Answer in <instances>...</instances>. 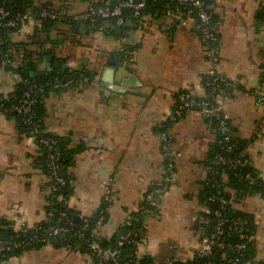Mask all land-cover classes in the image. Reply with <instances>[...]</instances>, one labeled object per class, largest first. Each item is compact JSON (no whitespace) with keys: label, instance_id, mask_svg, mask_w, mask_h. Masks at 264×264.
<instances>
[{"label":"crops","instance_id":"obj_1","mask_svg":"<svg viewBox=\"0 0 264 264\" xmlns=\"http://www.w3.org/2000/svg\"><path fill=\"white\" fill-rule=\"evenodd\" d=\"M40 3L75 13L84 8L86 0H23L18 7ZM215 11L216 67L205 54L203 39L193 30V19L183 25L164 11L147 16L144 26L132 30L124 41L84 28L77 32L66 28L65 35H58L35 21L11 35L12 42L31 51L34 64L26 69L32 78H39L38 74L46 73V64L56 61L60 68L53 67L52 72H61L67 65L69 71L89 73L79 86L58 88L41 100L45 130L62 139L72 152L67 205L74 219L78 216L76 222L87 224L104 208L94 233L109 240L127 218L138 213L151 191L168 176L172 178L155 210L147 214L137 247L139 256H151L156 263L188 257L202 234L206 208L199 195L215 133L198 112L174 122L169 116L181 91L205 95L203 80L212 68L224 83L217 97L219 107L235 136L249 141L250 164L264 176V102H259L260 98L264 101V23L259 20L264 0H221ZM123 45L132 48V61L122 54ZM23 53L22 49L14 52L15 64L23 65ZM112 57L122 58L143 89L119 94L105 87V67L119 62L114 59L116 64L111 65ZM15 83L13 73L0 68V101L12 96ZM164 134L167 142L162 139ZM39 154L38 143L0 105V221L7 220L14 230L36 226L46 217L49 176ZM235 206L254 216L258 256L264 257V200L251 195ZM0 264L94 261L86 253L46 244Z\"/></svg>","mask_w":264,"mask_h":264},{"label":"trees","instance_id":"obj_2","mask_svg":"<svg viewBox=\"0 0 264 264\" xmlns=\"http://www.w3.org/2000/svg\"><path fill=\"white\" fill-rule=\"evenodd\" d=\"M23 0H0V5L5 6L10 11V18L15 16L18 12L21 14H31L36 24L45 28L48 31H56L58 35H65L63 32L65 29H69L71 32H77L82 30L83 28L88 31H98L97 29L91 28L90 21L84 20H73L71 17H67L68 19L58 18V19H49L41 16L42 11L45 9L49 12H58L63 13L67 11L64 8L56 7L50 3H40V4H32L30 8H20L18 7V3ZM99 3L104 4V1H100ZM219 2L215 0H207L206 4L209 5V12L211 14V25L215 29V22L217 19V12L215 11V7ZM25 5V2L23 3ZM167 12L171 13L182 12L185 18L188 20L189 18L193 19V30L202 38L200 33L196 31L195 25L197 24V19L193 14H187L186 10L175 3L161 1V0H149L146 8L141 12L142 20L139 23L138 19L134 18L131 15V12L125 13V22L121 26H115L113 20H104L101 18H96L93 24L95 25H106L105 30L102 32H106V34L115 36L118 40L124 41L129 33L139 27H143L146 21V17H154L157 12ZM8 17V18H9ZM259 20L264 23V12H262L259 16ZM26 23H20L18 27L11 28L7 26H2L0 28V36L3 40V44L0 46V68H3L11 73H19L22 77L21 83H15V90L11 97L6 99H2L0 101V105L3 108L9 110V112L17 119L20 128L26 133L27 136L33 135V127L35 125L38 126V132L35 133L37 135H41L43 137H50L56 140V144L54 148L60 153L61 161L60 164L62 166V177L65 180V184L62 186H58V188L54 191L49 189L48 195V203L46 206V217L45 219L36 226L33 227H21L19 230H14L13 226L10 222L5 219L0 221V239H11V240H25L28 241L32 239L33 245L25 248H18L12 250L11 252H5L0 256V262L2 260H6L13 255H18L22 251L28 250L30 248H39L46 244L58 245L65 248H68L72 251H78L82 253L88 254L92 259V249L90 245L92 243H98L103 248H116V242L120 236L130 234L131 238H133L136 242L141 241L144 225L143 222L147 217V214L150 211L155 210L156 202L159 200L160 196L167 192H159V188L166 182L167 179L171 178L168 176L165 182L156 190L154 189L151 200L148 202H144L141 205V210L138 214H134L131 218V225L125 224V222L120 226L119 232L114 235L111 239L105 240L103 238H99L96 233H94V226L96 221L101 217V214L105 209L102 208L99 212L94 214L92 219L89 220V223L76 222L74 219V212L68 207L67 201L71 195V176L69 173V165L72 161V152L67 149V144L60 139L59 137H54L50 133L45 130L44 126V108L42 106L41 100L42 97L46 96L50 92L56 90V87L65 89L70 87L79 86L80 83H83V80L89 73H79L76 71L65 70L63 73L61 72H51L48 75H42L41 78H32L30 77L29 72L26 67H32L33 60L31 58V51L27 50L22 43H14L11 41V35L14 32H18L22 25ZM37 28V26H36ZM37 31V30H36ZM217 40L216 42H212V45L218 48V34L216 33ZM62 36H60L61 38ZM63 38V37H62ZM52 39H49V42ZM52 42V41H51ZM205 45V44H204ZM24 50L23 53V65L15 64V51ZM122 54L125 55V58L128 61H132L133 51L130 46L123 45L121 47ZM4 63V64H3ZM56 79L58 81H56ZM207 79L203 80V87L205 88V95L197 96L193 93L197 100H207L214 106L219 107L217 97L220 91V88L224 86L223 82H219L217 85L214 83L207 84ZM64 81V82H62ZM70 81L69 84L65 87L59 86L62 83ZM29 83H37V84H46L44 86L43 91L33 93L34 103L32 104L33 109V117L27 118L26 116H22L17 114L12 110V106L17 103L18 99L21 97L24 92L25 85ZM186 92V90H184ZM181 91L178 95L184 93ZM176 98V101H177ZM264 102V101H263ZM176 104V103H175ZM175 106V105H174ZM220 108V107H219ZM174 109V108H173ZM190 112H197V108H194L185 114ZM222 115L225 116L228 132L222 134L218 129V123L213 118H207L202 116L211 128V130L215 133V140L210 144L209 151L207 154L206 162H204L207 168V176L205 181L202 183V188L200 191V203L204 205L206 208L205 212V222L200 224L202 228L201 236L205 235L212 224L213 215L211 210L217 207L215 202L209 201V198L212 196L219 197L222 196L226 200H228L229 204L225 208V213L230 219L240 218L247 222V235L249 237L248 244V256L246 258L247 262H251V264L255 263V258L258 256L257 242H256V232L257 226L255 222V218L252 214L246 213L240 209H238L235 205L240 203L244 198L248 196H259L264 200V176L259 175L258 171L255 170L249 161V158L246 154V147L249 143L247 140L240 139L236 137L233 131V127L228 120V117L221 110ZM29 119V121H28ZM165 127V126H164ZM165 131V130H163ZM167 142V141H166ZM40 146V154L38 156L39 162L44 166L45 172L48 176H50V164L48 161L49 149L46 146L38 144ZM166 149V147L164 148ZM218 156H222L225 159L236 160L235 167H229L227 165H223L221 163H216V159ZM218 183V184H217ZM50 188V187H49ZM66 214V219L72 223V226H68L65 223V218L61 217V213ZM103 213V214H104ZM61 229V232L53 234L52 230L49 229ZM45 230V231H44ZM51 233V234H50ZM44 237L45 241L41 242L39 239L34 238ZM120 250V254L118 256V262L121 264H126L128 260L134 259L135 261H139L140 264H169L168 262H155L151 256H139L137 253V244L134 242H124L123 245L118 247ZM172 259V258H169ZM94 264H96L93 259ZM105 264H112V262L107 261ZM172 264H197L192 261H186L185 263L173 262ZM258 264H261L258 263Z\"/></svg>","mask_w":264,"mask_h":264},{"label":"built area","instance_id":"obj_3","mask_svg":"<svg viewBox=\"0 0 264 264\" xmlns=\"http://www.w3.org/2000/svg\"><path fill=\"white\" fill-rule=\"evenodd\" d=\"M104 1V4L99 3ZM149 0H86L84 8L75 13L64 12H49L45 9L42 11L41 16L49 19H58L71 17L73 20H84L90 21L91 28L97 29L102 32L105 30L106 25H95L93 22L96 18H101L104 20H113L115 26H121L125 22V13L131 12V15L138 19L139 23L142 20L141 12L146 8ZM154 1V0H153ZM166 2L175 3L182 6L187 14H193L197 19V24L195 25L196 31L200 33L205 44V54L208 60L211 62L213 67H216L219 61L218 48L212 45V42H216V30L211 25V14L209 12V5L206 4L207 0H161ZM220 2L221 0H215ZM168 15L173 17L174 22L178 21L181 24H186L187 19L182 12L171 13L166 12ZM10 16V11L3 5H0V28L2 26H7L11 28H16L20 23H32L34 21L32 15L25 13H17L12 18ZM9 17V18H8ZM3 44V40L0 36V46ZM4 64V63H3ZM13 77L16 79L17 83L22 82V77L19 73H13ZM207 84L214 83L217 85L221 82L220 77L217 75L215 68H212L206 76ZM56 81H58L56 79ZM70 81L60 84L59 86L65 87ZM26 84V83H25ZM46 83L45 85H48ZM44 84L29 83L25 85L24 92L18 99L17 103L12 106V110L17 114L26 116L27 118L33 117L32 104L34 103L33 93H38L43 91ZM260 103H263V99H259ZM194 108H197V112L202 116L207 118H213L218 123V129L222 134L228 132V125L225 116L222 115L221 108L214 106L207 100H197L190 90L184 91V93L178 96L174 109L172 110L169 120L174 122L181 118L185 112H188ZM29 121V119H28ZM38 132V126L33 127V135L29 136L30 139L34 140L38 144L46 146L49 149L48 161L50 164V176H49V189L54 191L58 186L65 184V180L62 177V166L60 164L61 156L60 153L54 148L56 140L50 137H43L35 133ZM163 141L167 140V134L162 136ZM216 163H221L229 167H235L236 160L225 159L222 156H218ZM173 183L172 178L166 180V182L159 188V192H166L170 184ZM218 184V183H217ZM153 195L151 191L147 195L145 202L150 203ZM209 201L215 202L217 207L211 210L213 215V221L210 226L209 231L200 237L199 244L197 248L185 258H172L167 259L166 262L172 264L173 262L185 263L186 261H192L197 264H251L247 262L246 258L248 256V244L249 237L247 235V222L240 218L230 219L226 213L225 208L229 204L228 200L224 197L212 196ZM141 210V209H140ZM138 210V212L140 211ZM138 214V213H137ZM61 217L66 219V214L61 213ZM131 218H127L125 224L131 225ZM65 223L68 226H72V223L67 219ZM52 230L53 234L61 232V229H49ZM45 231V230H44ZM51 234V233H50ZM39 241L44 242V237H37ZM124 242H134L139 245L131 238L130 234L122 235L116 242V248H103L98 243H92L90 245L92 249V257L96 264H105L107 261L112 262V264H121L118 262V256L120 254L119 246L123 245ZM34 243L32 239L25 240H11V239H0V256L5 252H11L12 250L18 248L30 247ZM255 263L264 264V257L256 256ZM126 264H140L139 261L134 259L128 260Z\"/></svg>","mask_w":264,"mask_h":264},{"label":"water","instance_id":"obj_4","mask_svg":"<svg viewBox=\"0 0 264 264\" xmlns=\"http://www.w3.org/2000/svg\"><path fill=\"white\" fill-rule=\"evenodd\" d=\"M53 55V53H52ZM111 65H115L114 59H118L119 62L114 67H105V74L103 75L102 80L105 83V87L110 92H115L119 94H124L128 92L129 94L136 93L133 88H142V82L132 73H129L127 67H125L122 63V58L112 57ZM60 68V64L56 61L50 64L49 62L46 64L45 69L47 70L44 75H48L52 72V68ZM61 73H63L67 69V65H63L61 68ZM43 74H38L41 77ZM40 79V78H39ZM64 82V81H62ZM59 87L57 86L56 89ZM140 94V93H139ZM78 220V216H75V221Z\"/></svg>","mask_w":264,"mask_h":264},{"label":"rangeland","instance_id":"obj_5","mask_svg":"<svg viewBox=\"0 0 264 264\" xmlns=\"http://www.w3.org/2000/svg\"><path fill=\"white\" fill-rule=\"evenodd\" d=\"M71 34V33H70Z\"/></svg>","mask_w":264,"mask_h":264}]
</instances>
